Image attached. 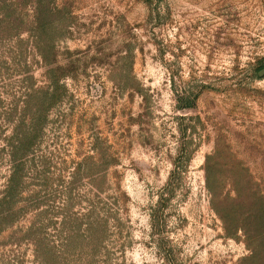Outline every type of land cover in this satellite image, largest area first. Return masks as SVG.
I'll return each instance as SVG.
<instances>
[{"label":"rangeland","instance_id":"obj_1","mask_svg":"<svg viewBox=\"0 0 264 264\" xmlns=\"http://www.w3.org/2000/svg\"><path fill=\"white\" fill-rule=\"evenodd\" d=\"M225 146L261 175L264 0H0V264H250Z\"/></svg>","mask_w":264,"mask_h":264},{"label":"trees","instance_id":"obj_2","mask_svg":"<svg viewBox=\"0 0 264 264\" xmlns=\"http://www.w3.org/2000/svg\"><path fill=\"white\" fill-rule=\"evenodd\" d=\"M239 157L227 146L216 147L214 156L205 163V185L226 237L246 245L250 264H264V170L259 175ZM215 158L219 161L213 166L210 160Z\"/></svg>","mask_w":264,"mask_h":264}]
</instances>
